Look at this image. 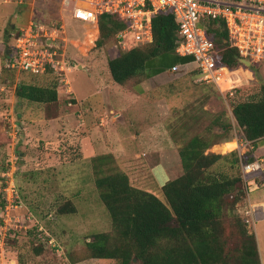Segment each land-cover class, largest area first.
Segmentation results:
<instances>
[{"label":"rangeland","instance_id":"obj_1","mask_svg":"<svg viewBox=\"0 0 264 264\" xmlns=\"http://www.w3.org/2000/svg\"><path fill=\"white\" fill-rule=\"evenodd\" d=\"M18 1L0 0L3 7L19 13ZM90 2L77 1V6ZM26 8L23 22L13 25L12 20L5 25L8 41H4L0 55V264L74 261L76 264H119L116 260L89 258L87 243L94 241L97 234L116 235L96 187L98 177L112 171L122 172L133 187L167 203L162 184L168 178L174 180L183 175L180 150L192 138L212 136L219 143L206 153L223 156L234 151L239 153L238 149L248 152L247 141L237 126L231 101L217 87L199 81L197 69L167 72L149 82L141 95L132 88L131 82L130 95H118L107 75V67L110 59L130 48H121L120 33L99 49L96 47L99 24L74 19L69 10L61 7V0H36ZM31 17L51 29L63 27L59 36L65 41L66 58L73 66L68 75L72 94H67V86L60 84L55 75H33L5 67L7 49L13 46L14 37ZM81 64H86L89 70H79ZM238 70L233 73L240 83L236 85L245 87L253 80L251 71ZM254 71L257 79L264 81L261 76L264 62L256 64ZM22 84L41 87L56 84L59 99L46 104L20 99L17 93ZM80 102L84 105L80 106ZM87 105H96L92 120H87L79 110ZM81 124L92 131L96 142L92 148L94 153L82 152L81 136L77 132L82 128L85 137L87 131ZM21 126H29L30 130L23 131ZM150 131L155 132L150 134ZM232 141L239 147L222 152L220 146ZM104 155L111 158L101 162L99 157ZM224 164L217 167L219 171H229L228 164L223 167ZM8 169L14 173L18 207L10 211L14 221L1 229L8 205L4 201L5 180L1 174ZM244 188L247 192V186ZM256 194L247 192L246 198L236 206L235 216L230 218L225 211L222 221L226 235L234 236L235 240L239 234L235 219L239 217L246 222V230L255 236L260 261L264 264V212L259 209L253 214L249 205V196L253 198ZM65 206L73 208L75 213L60 215L58 209ZM240 239L236 243L242 244ZM39 248L43 252L36 255Z\"/></svg>","mask_w":264,"mask_h":264},{"label":"trees","instance_id":"obj_2","mask_svg":"<svg viewBox=\"0 0 264 264\" xmlns=\"http://www.w3.org/2000/svg\"><path fill=\"white\" fill-rule=\"evenodd\" d=\"M98 24L100 38L96 47L99 49L128 29L127 23L110 14L99 16ZM152 25V43L130 45L127 51L109 60L108 70L116 84L142 82L148 78L149 65L157 74H162L171 71L179 62L193 60L192 56L177 52L182 39L173 12L158 13ZM203 25L215 45L219 66L231 71L244 67L256 74L255 63L251 68L240 63L241 55L232 46L223 20H206ZM158 59L161 61L151 65V61ZM224 95L231 101L242 137L255 146L264 138V83L237 87L233 95ZM17 96L42 104L55 103L59 99L56 84L52 87L22 84ZM218 143L212 136H196L180 150L183 175L174 180L168 178L161 187L167 203L150 192L133 187L122 172L112 171L98 177L96 187L116 235L97 234L94 241L87 243L89 258L116 260L119 264H261L256 238L247 232L246 222L239 217L235 219L239 231L235 240L234 236L226 235L222 221L225 211L230 218L235 216L236 206L252 188L245 182L241 167L257 161L254 150L243 155L238 151L227 156L206 153ZM99 158L103 162L111 156ZM221 163H225L223 167L228 164L229 171H219L217 167ZM253 180L264 184V168L255 173ZM69 212L75 213V210L67 206L58 209L60 215ZM239 238L242 244L236 243ZM42 252L39 248L36 255Z\"/></svg>","mask_w":264,"mask_h":264},{"label":"built area","instance_id":"obj_3","mask_svg":"<svg viewBox=\"0 0 264 264\" xmlns=\"http://www.w3.org/2000/svg\"><path fill=\"white\" fill-rule=\"evenodd\" d=\"M35 1L18 2L31 4ZM77 1L81 0H61V7L69 10L76 20L98 25L99 16L110 14L127 23L128 29L118 35L123 49L152 43L153 18L160 12H173L182 39L177 52L182 56H192L199 71V81L214 85L224 94L233 95L237 88L233 83L235 71L218 65L215 45L207 35L206 25H203L206 20L224 21L230 42L238 49L241 58L250 60L252 65L264 62V0H91L85 6H77ZM61 30L63 27L51 29L32 19L15 36L8 60L9 69L33 75H55L60 84L67 86V94H72L68 75L73 66L66 58L65 41L59 36ZM178 70L176 66L172 72ZM263 168L259 160L242 165L243 174L247 177L245 182L250 187L249 176ZM13 174L12 169L1 174L5 180L4 201L8 203L5 224L1 229L14 221L10 211L18 207ZM251 191L252 188L249 189ZM51 244H54L53 240Z\"/></svg>","mask_w":264,"mask_h":264},{"label":"crops","instance_id":"obj_4","mask_svg":"<svg viewBox=\"0 0 264 264\" xmlns=\"http://www.w3.org/2000/svg\"><path fill=\"white\" fill-rule=\"evenodd\" d=\"M2 2H0V55H1V49H2V45L4 43V41H8V37H7V34L5 32V25L9 22V21H12L13 20V25L16 24V23H19L20 22H23V20L26 18L24 15L25 13V10L27 11V6L29 4H20V6H18L20 12L17 13V10L16 11H13V10H9L8 8L6 7H3V5L1 4ZM5 5L6 3L3 2ZM19 3V2H18ZM32 4V3H31ZM23 6V7H22ZM26 6V7H24ZM33 18L31 17L30 21L32 20ZM29 21V22H30ZM29 24V23H28ZM27 24V25H28ZM26 25V26H27ZM24 28V27H22ZM20 28V29H22ZM19 32V31H18ZM14 43H15V37H14ZM13 43V45H14ZM13 46H9V48L7 49V52H6V55H7V59L5 61V67L6 68H9L8 67V63H9V57L11 55V50H12ZM161 60H153L151 61V65L152 64H156L158 62H160ZM1 61H0V69L2 68V65H1ZM177 66L179 67V70L177 72H180V71H185V72H190L191 70H194V69H197V64L195 63L194 60H191V61H187V62H179L177 64ZM78 67H82V68H79V70H89V68L86 66V64H81V65H78ZM245 69L244 67H241V70ZM108 69V67H107ZM157 70L156 69H153V66H150L149 65V69L147 71V74H148V78L144 79V81L136 84V85H133V89L138 92L140 95L141 94H144L145 91H146V86L149 82H152L153 80L161 77L162 75H165L167 74V72H172L171 71H167V72H164L162 74H157L156 72ZM239 70H236L235 72H237ZM252 75V81L249 82L248 84H251V83H264V81H259L257 79V76L256 74L254 75L253 72L250 73ZM107 75L109 76L110 78V81L111 83L113 84V86H115L117 89V94L118 95H124V96H127V95H130L129 91H131L130 87H129V84L125 85V86H120L118 84H116L113 80H112V77L109 73V70L107 71ZM264 77V75H261ZM238 79V78H237ZM235 81H236V78H235ZM234 81V82H235ZM243 82V81H242ZM236 84V82H235ZM240 83L237 82V85H239ZM242 84V83H241ZM236 85V86H237ZM118 87H120L122 90H120ZM128 88V89H127ZM121 91V93H120ZM124 91V92H123ZM127 92V93H126ZM125 98V97H124ZM123 98V99H124ZM81 101L85 102L83 99H81ZM84 103L80 102V106H83ZM96 105H87L85 106L84 108L80 107L79 110L81 112L82 115H85V118L87 120H92L96 115H95V110H96ZM110 109V108H108ZM112 111V110H111ZM109 111V112H111ZM90 112H91V115H90ZM112 112H115V111H112ZM104 113V112H103ZM119 116H122L121 113H118ZM45 119V118H44ZM27 122V120H26ZM28 123V122H27ZM84 124H86V121L83 122ZM83 126V124H81ZM80 126V125H79ZM86 125L83 126L84 130L87 131V134L85 135L84 137V134L82 131L83 129L81 128L77 134L79 136H81V147H82V152H85L88 153V152H91V153H94L93 151V146L96 144L95 141H93L92 139V131H90V129H87V126L85 127ZM21 130H27L29 131V126L27 127H23L21 126ZM150 130H152L150 128ZM155 131H150V134H153ZM122 140V139H121ZM155 145V144H154ZM100 145H97V149H99ZM239 146L236 144V141H232V142H227L223 145L220 146V149L222 152H228V151H232L234 149H237ZM108 148V145L106 144V147L105 149ZM250 149H253L254 150V156L256 157L257 160L259 161H262V165L264 167V138L258 140V142L256 143V145H247L246 147V150L249 151ZM239 150V154H244L241 152L240 149ZM92 157L96 156V155H91ZM162 169V168H161ZM254 174L250 177L251 179V185H252V191L250 192L251 194L252 193H257L253 198L251 197V195L249 196L250 200H249V205H250V209L252 210V213L254 214V212L256 210H263L264 212V184H260L259 182H256L254 181ZM254 208V209H253ZM254 210V211H253Z\"/></svg>","mask_w":264,"mask_h":264},{"label":"water","instance_id":"obj_5","mask_svg":"<svg viewBox=\"0 0 264 264\" xmlns=\"http://www.w3.org/2000/svg\"><path fill=\"white\" fill-rule=\"evenodd\" d=\"M240 63L243 64L247 68H251L252 67V62L250 60H248V59L241 58L240 59ZM79 68H82V67H79ZM134 262H136V259L134 260Z\"/></svg>","mask_w":264,"mask_h":264},{"label":"bare ground","instance_id":"obj_6","mask_svg":"<svg viewBox=\"0 0 264 264\" xmlns=\"http://www.w3.org/2000/svg\"><path fill=\"white\" fill-rule=\"evenodd\" d=\"M234 75V78H237V74H233ZM236 82V84H237V80L235 81ZM235 82H233V83H235ZM235 84V85H236Z\"/></svg>","mask_w":264,"mask_h":264}]
</instances>
